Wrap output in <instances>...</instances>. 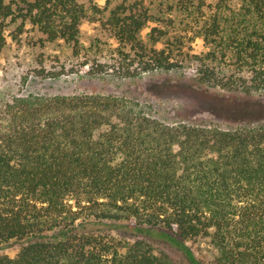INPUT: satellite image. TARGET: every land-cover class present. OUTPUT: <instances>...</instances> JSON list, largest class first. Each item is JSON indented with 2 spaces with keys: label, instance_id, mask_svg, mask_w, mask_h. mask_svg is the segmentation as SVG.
<instances>
[{
  "label": "trees",
  "instance_id": "obj_1",
  "mask_svg": "<svg viewBox=\"0 0 264 264\" xmlns=\"http://www.w3.org/2000/svg\"><path fill=\"white\" fill-rule=\"evenodd\" d=\"M14 46L39 51L23 84L182 72L264 93V0H0ZM0 264H264V120L170 124L125 97L8 86Z\"/></svg>",
  "mask_w": 264,
  "mask_h": 264
},
{
  "label": "rangeland",
  "instance_id": "obj_2",
  "mask_svg": "<svg viewBox=\"0 0 264 264\" xmlns=\"http://www.w3.org/2000/svg\"><path fill=\"white\" fill-rule=\"evenodd\" d=\"M38 53L27 47L18 50L15 46L0 53V91L12 85L15 91L22 89L24 95L100 93L125 97L150 116L170 124L184 122L232 129L249 121L264 120V93L224 91L200 85L191 75L182 72H154L131 79L112 75L91 77L84 72L58 79H41L30 74L29 82L23 84L26 73L38 65ZM44 53L46 64L53 66L51 49ZM18 251V245L2 250L10 256H15ZM197 256L208 263L214 254L202 245Z\"/></svg>",
  "mask_w": 264,
  "mask_h": 264
}]
</instances>
